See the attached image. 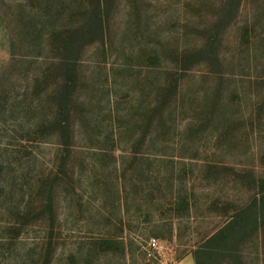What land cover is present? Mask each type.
Listing matches in <instances>:
<instances>
[{"label": "rangeland", "instance_id": "obj_1", "mask_svg": "<svg viewBox=\"0 0 264 264\" xmlns=\"http://www.w3.org/2000/svg\"><path fill=\"white\" fill-rule=\"evenodd\" d=\"M225 2L108 0L104 40L86 43L78 53L71 118L78 151L73 161L82 172L76 180L88 202L79 213L59 198L58 214L60 220L69 219L73 238L98 234L99 228L116 233L113 221L123 220L128 254L102 256L99 264H169L193 257L195 244L225 220L223 209H212L211 201L231 205L247 200L249 186H242L235 173L250 176L264 170V0H243L239 11H228ZM96 4L0 0L4 222L19 217L22 171L28 169L22 167V150L15 151L21 149L29 122L47 110V83H37L35 76L50 66L57 52L51 41H36V36L50 31L71 35L83 29ZM28 33L35 37L28 38ZM60 37L55 41L64 47ZM79 39L82 44L90 37ZM213 39L221 59L203 55L184 71V52ZM176 79L177 90L172 86ZM34 91L40 99L30 106ZM50 140L53 144L34 148L46 161L56 154L57 137ZM178 192L194 198L190 212L171 205ZM100 202L109 214L98 212ZM105 217L113 220L109 229ZM153 237L162 244V263L149 262L137 249ZM257 242L259 238H250L243 258L224 264H264V255L258 257L264 245ZM6 254L12 258L5 264H22V241Z\"/></svg>", "mask_w": 264, "mask_h": 264}, {"label": "trees", "instance_id": "obj_2", "mask_svg": "<svg viewBox=\"0 0 264 264\" xmlns=\"http://www.w3.org/2000/svg\"><path fill=\"white\" fill-rule=\"evenodd\" d=\"M242 2L243 0H226L224 7L226 6L228 11H239ZM107 5L108 0H97L89 25L76 30L71 35H68L67 31L60 34L50 31L36 36V41L40 38L51 41L57 52L50 66L43 70L42 74L39 72L35 76L37 83L42 80L47 83L45 89L47 110L40 119L29 122L26 126L27 134L22 138L21 149L15 151L18 153L22 150V167L26 165L28 169L26 172L22 171V207L18 212V219L9 218L11 220L7 223L4 222L6 220L3 216L0 220V224L6 223L4 236H0V264H5L12 258V256L9 258L6 253L20 241H22V264H99L102 256L128 254V238L124 235L123 220L117 222L105 217V229H109L114 222L116 233L109 230L103 232V229L99 228L98 234L73 238L72 230L68 227L69 219L60 220L58 214L59 198L62 197L69 210H78L79 213H83L86 206L87 200L84 201L86 193L78 186L76 180L77 175L79 178L83 177L82 172L76 168V161H73V156L78 150L73 143L72 103L79 81L78 53L82 51L86 43L98 39L104 40ZM244 35L250 37L248 30ZM29 37H35V35L28 33ZM58 37H64L66 42L64 47L56 43L55 40ZM79 37V40L88 37L90 40L79 44L77 42ZM68 43L70 49H68ZM215 44L216 41L213 39L198 50H193L191 53L184 52V71L190 69L192 59L196 60L203 55L217 61L221 59V52ZM54 50L52 49L51 52L54 53ZM34 58L35 62L39 61V55H35ZM47 59H50V56ZM46 62L48 61L45 60ZM56 69H59V72ZM179 81L176 79L172 82L175 90L180 85ZM4 92L0 86V99ZM34 93L35 91L32 95ZM36 99H40L39 96L34 95L30 98V106L36 103ZM54 137H57V142L54 144L56 154L53 160L46 161L34 148L53 144L50 139ZM96 152L101 153L102 150L96 149ZM3 165L0 162V167ZM34 165L37 167L34 168ZM33 168L34 171H32ZM235 178L245 188L249 186L247 189L249 197L247 200L238 204L231 203V205L219 199L211 201L212 209L219 211L223 209L221 215L225 220L195 244L192 254L196 264H224L227 260L240 261L243 258V246L252 237L259 238L258 246L264 245V170L254 171L250 176L235 173ZM193 204L194 198L191 194L178 192L172 196L171 205L179 209L190 212ZM96 207L98 212L104 211L109 214L105 209V202H100ZM21 232L22 238H19ZM147 241L140 242L139 248L137 247L139 253L144 256ZM262 254L264 255V252L258 251L260 260Z\"/></svg>", "mask_w": 264, "mask_h": 264}, {"label": "built area", "instance_id": "obj_3", "mask_svg": "<svg viewBox=\"0 0 264 264\" xmlns=\"http://www.w3.org/2000/svg\"><path fill=\"white\" fill-rule=\"evenodd\" d=\"M145 257L149 262H161L162 263V244L157 238H150L144 247ZM169 264H177L172 261Z\"/></svg>", "mask_w": 264, "mask_h": 264}, {"label": "crops", "instance_id": "obj_4", "mask_svg": "<svg viewBox=\"0 0 264 264\" xmlns=\"http://www.w3.org/2000/svg\"><path fill=\"white\" fill-rule=\"evenodd\" d=\"M193 259H194V257L188 255L185 258H182L179 262H177V264H186L187 260H189L188 262L190 264H194V263L196 264L195 260H193Z\"/></svg>", "mask_w": 264, "mask_h": 264}]
</instances>
